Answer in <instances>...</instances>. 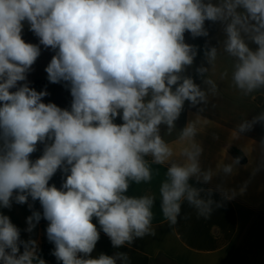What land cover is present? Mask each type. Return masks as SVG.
<instances>
[{
  "label": "clouds",
  "instance_id": "1",
  "mask_svg": "<svg viewBox=\"0 0 264 264\" xmlns=\"http://www.w3.org/2000/svg\"><path fill=\"white\" fill-rule=\"evenodd\" d=\"M205 21L224 25V50L234 58L231 81L239 93L264 88V0H0V207L38 200L42 216L33 211L25 231L47 220L52 254L62 264H129L121 252L88 258L100 239L93 218L115 248L155 234V195L125 194L131 182L152 180L146 157L168 165L159 195L169 224L177 223L185 200L198 215L211 213V190L205 199L189 184L193 177L205 183L212 178L201 170V149L192 143L197 123L179 134L178 141H187L182 160L160 135L162 124L172 132L185 101L207 103V92L182 75L198 54L185 32L208 37ZM25 22L39 44L22 38ZM40 45L55 52L45 72L50 83L66 82L70 109L44 103L46 88L29 86ZM203 54L213 64L218 50L206 42ZM196 71L203 77L208 68L201 64ZM203 82L216 92L213 80ZM118 116L123 123H114ZM258 121L264 122V113L242 122L240 130ZM38 144L43 154L32 160ZM58 170L66 174L59 189L49 185ZM223 171L231 173L232 166ZM37 248L0 214L2 264H46Z\"/></svg>",
  "mask_w": 264,
  "mask_h": 264
},
{
  "label": "crops",
  "instance_id": "2",
  "mask_svg": "<svg viewBox=\"0 0 264 264\" xmlns=\"http://www.w3.org/2000/svg\"><path fill=\"white\" fill-rule=\"evenodd\" d=\"M207 68L205 76L197 73L193 78L207 92V103L194 107L185 101L179 131L165 142L173 148L177 159L182 160L179 154L187 146V141H178L179 134L188 123H197L192 143L201 149L198 157L201 170L211 172L212 178L205 183L193 177L189 184L202 189L201 196L205 199L209 198L211 190L210 198L214 201L211 213L198 215L185 200L177 223L169 224L163 217L159 195L168 165L153 164L151 157H146L153 171L152 180L140 184L131 182L125 194L130 197L147 193L155 195L152 209L155 234H147L134 239L131 244L115 248L100 229L98 220L93 218L100 239L88 258L121 252L127 254L129 264H264V122L258 121L243 131L239 127L242 122H251L261 114V107L255 102L260 95L236 97L227 89L225 81L216 78L213 65H207ZM204 79L215 82V93L209 90L210 85L205 84ZM2 143L0 141V147ZM43 148V144H38V150L30 158H39ZM236 160L238 164L234 163ZM229 165L232 172L225 173L223 168ZM65 179L66 174L58 170L49 185L54 184L59 189ZM29 204L33 205L32 209ZM33 211L42 216L40 202L32 201L31 197L23 205L13 202L11 208L0 207V214L7 215L20 229L21 240H35L37 255L46 264H57L52 254L55 245L49 242L46 234L49 222L41 218L32 232L25 231L28 227L26 218ZM23 250L21 246V253Z\"/></svg>",
  "mask_w": 264,
  "mask_h": 264
},
{
  "label": "rangeland",
  "instance_id": "3",
  "mask_svg": "<svg viewBox=\"0 0 264 264\" xmlns=\"http://www.w3.org/2000/svg\"><path fill=\"white\" fill-rule=\"evenodd\" d=\"M213 4H219L221 0H211ZM205 27L209 32L208 37H197L193 39L190 33L185 32V42L194 45L198 49V54L194 59V62L191 66H186L185 71L182 73L184 76H188L194 78L197 74L196 69L201 65L204 64L206 67L207 65H213L214 72L217 73L216 78L222 81H225L227 84V89L230 93H234L236 97L245 98L239 93V90L235 88L231 81V73L233 70L234 58L231 57L225 50H224V40L226 39V35L224 32V25L220 22H210L205 21ZM22 38L27 43L39 44V39L34 35L32 31L29 30L28 24L25 22L24 30L22 33ZM206 42L210 44L212 47H216L218 50V55L216 61L213 64H207L203 50L205 47ZM253 49L257 46L254 44L249 45ZM41 47V54L35 61L32 66V70L27 76V80L30 82L29 86L32 88H36L37 91L46 90L48 91L49 95L43 99L44 103L52 102L55 103L57 106L61 107L62 109H70L72 96L70 94V90L68 87L65 86L66 82H61L57 84L50 83L47 79V73L45 72L46 66L49 64L52 56L55 54L54 51L51 49H45L43 45ZM224 75V76H223ZM23 83V82H20ZM175 88V86H173ZM16 89H11L10 91H15ZM260 95L263 99L260 102H256L261 107L260 112L264 113V88L257 90L256 92L250 94L249 96L253 95ZM247 97V96H246ZM150 98V97H149ZM254 100V99H253ZM183 113V110L181 114ZM180 114V115H181ZM179 118L175 121V127L171 133H169L168 128L166 125L160 126V135L161 137L166 140L167 138L172 137L179 131ZM114 123L121 124L123 123L122 119L118 116Z\"/></svg>",
  "mask_w": 264,
  "mask_h": 264
},
{
  "label": "trees",
  "instance_id": "4",
  "mask_svg": "<svg viewBox=\"0 0 264 264\" xmlns=\"http://www.w3.org/2000/svg\"><path fill=\"white\" fill-rule=\"evenodd\" d=\"M42 220L45 221V222H48L47 220H45L43 218H42ZM53 259H54V261L57 262V264H62V262L61 261H58L56 257H53Z\"/></svg>",
  "mask_w": 264,
  "mask_h": 264
},
{
  "label": "water",
  "instance_id": "5",
  "mask_svg": "<svg viewBox=\"0 0 264 264\" xmlns=\"http://www.w3.org/2000/svg\"><path fill=\"white\" fill-rule=\"evenodd\" d=\"M261 99H262L261 96H257V97L255 98V101H256V102H259Z\"/></svg>",
  "mask_w": 264,
  "mask_h": 264
}]
</instances>
